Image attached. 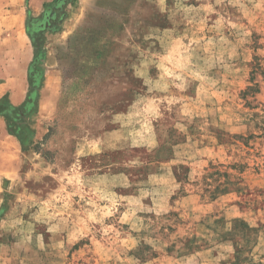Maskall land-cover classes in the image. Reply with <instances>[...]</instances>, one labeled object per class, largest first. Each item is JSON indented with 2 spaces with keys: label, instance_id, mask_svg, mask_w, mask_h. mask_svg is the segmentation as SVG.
<instances>
[{
  "label": "rangeland",
  "instance_id": "rangeland-1",
  "mask_svg": "<svg viewBox=\"0 0 264 264\" xmlns=\"http://www.w3.org/2000/svg\"><path fill=\"white\" fill-rule=\"evenodd\" d=\"M26 25L58 101L41 135L9 117L0 264H264V0H43Z\"/></svg>",
  "mask_w": 264,
  "mask_h": 264
},
{
  "label": "crops",
  "instance_id": "crops-1",
  "mask_svg": "<svg viewBox=\"0 0 264 264\" xmlns=\"http://www.w3.org/2000/svg\"><path fill=\"white\" fill-rule=\"evenodd\" d=\"M42 1L29 0L27 8L17 7L14 17L7 13L11 11L6 7L7 3L0 4V106L5 104L0 110V180H16L21 176L24 151L18 136L10 131L8 121L10 108L30 106L32 98L34 104L31 105L37 108L40 116L39 121L33 124V128L41 135L44 130L40 122L44 117L53 114L58 101V93H54L53 88L48 86L57 85L59 79L57 70H48L42 73L39 81L34 83L31 81L32 74H36L37 71L32 65L35 54L29 46L26 13L29 10L33 17H39ZM16 16L20 22L18 25L13 21ZM31 39L34 40L32 37ZM17 47L23 50H18ZM12 56L14 58L12 61L6 58Z\"/></svg>",
  "mask_w": 264,
  "mask_h": 264
},
{
  "label": "trees",
  "instance_id": "trees-1",
  "mask_svg": "<svg viewBox=\"0 0 264 264\" xmlns=\"http://www.w3.org/2000/svg\"><path fill=\"white\" fill-rule=\"evenodd\" d=\"M30 106H24V107H22V108H10V110L8 111V116L10 117H12V118H14L15 116H14V114L16 113V115H20V114H22V113H24V111H28V112H32L34 109H35V107H33L31 104H34V100L32 99V98H30ZM0 110H1V106H0ZM10 131L12 132V133H14V134H16L17 136H18V138L20 139V141L22 142V144H23V142H24V139L22 138V135H21V133H20V131H12V129L10 128Z\"/></svg>",
  "mask_w": 264,
  "mask_h": 264
},
{
  "label": "bare ground",
  "instance_id": "bare-ground-1",
  "mask_svg": "<svg viewBox=\"0 0 264 264\" xmlns=\"http://www.w3.org/2000/svg\"><path fill=\"white\" fill-rule=\"evenodd\" d=\"M13 21H14V22H17V25H18V23H20V22H18V16H16V17L13 19Z\"/></svg>",
  "mask_w": 264,
  "mask_h": 264
}]
</instances>
